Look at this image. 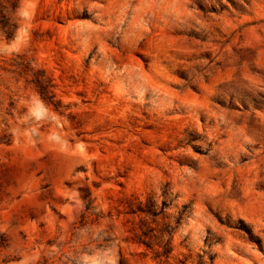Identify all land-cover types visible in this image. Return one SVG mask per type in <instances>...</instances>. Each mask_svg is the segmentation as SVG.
<instances>
[{"label":"rangeland","instance_id":"rangeland-1","mask_svg":"<svg viewBox=\"0 0 264 264\" xmlns=\"http://www.w3.org/2000/svg\"><path fill=\"white\" fill-rule=\"evenodd\" d=\"M16 3L0 264H264V0Z\"/></svg>","mask_w":264,"mask_h":264},{"label":"trees","instance_id":"trees-1","mask_svg":"<svg viewBox=\"0 0 264 264\" xmlns=\"http://www.w3.org/2000/svg\"><path fill=\"white\" fill-rule=\"evenodd\" d=\"M17 0H0V30H2L8 39H12L15 35L17 25L11 20V18L8 15V11H13L15 12L16 9L18 8V3H16ZM30 82L34 85L36 91L39 93L40 98L43 100L45 104L48 106L52 105L56 109H59L58 103L54 100V95L52 92V84L50 79L46 76L44 72H38L34 75L32 80ZM11 143V139L9 138V135L4 134L0 135V145H9ZM141 209L140 212L145 214L146 216L151 217L152 219H157L158 216L163 214L162 211H157L155 209V205L153 203H149L146 205L141 204ZM186 208V207H185ZM243 230L251 236V231L247 229L246 227H243ZM175 228L171 226H166V228L161 232L159 236H156L157 239H163V238H168L167 243L161 242L160 247L162 248V251L158 250L155 251V257L159 260L162 261V258L169 259L172 252H173V245H172V237L174 234ZM144 236L147 235V232L143 233ZM139 244L145 245L147 248H152L151 244L144 240L143 236L139 237ZM209 256V261L206 260V256ZM197 264H214V256L212 255L211 252H205V254L199 255V259Z\"/></svg>","mask_w":264,"mask_h":264}]
</instances>
